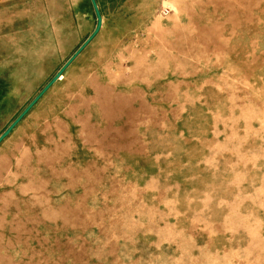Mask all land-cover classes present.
<instances>
[{
  "label": "rangeland",
  "instance_id": "rangeland-1",
  "mask_svg": "<svg viewBox=\"0 0 264 264\" xmlns=\"http://www.w3.org/2000/svg\"><path fill=\"white\" fill-rule=\"evenodd\" d=\"M96 2L0 143V264H264V0ZM23 5L0 135L96 26L89 0Z\"/></svg>",
  "mask_w": 264,
  "mask_h": 264
},
{
  "label": "water",
  "instance_id": "water-1",
  "mask_svg": "<svg viewBox=\"0 0 264 264\" xmlns=\"http://www.w3.org/2000/svg\"><path fill=\"white\" fill-rule=\"evenodd\" d=\"M95 15L96 26L91 35L83 42V44L74 52V54L66 61L61 69L50 79V81L40 90V92L30 101L24 110L16 117V119L6 128L0 135V143L12 132V130L20 123V121L28 114V112L37 104L44 94L60 79L63 72L71 65V63L80 55V53L91 43V41L99 33L102 25V16L99 11L96 0H89Z\"/></svg>",
  "mask_w": 264,
  "mask_h": 264
},
{
  "label": "crops",
  "instance_id": "crops-1",
  "mask_svg": "<svg viewBox=\"0 0 264 264\" xmlns=\"http://www.w3.org/2000/svg\"><path fill=\"white\" fill-rule=\"evenodd\" d=\"M24 0H0V34L4 37L0 40L3 43L12 41L9 33L14 34L16 23L21 27L24 19V14L21 12L20 15L16 16V9L24 8ZM7 48V45L5 46Z\"/></svg>",
  "mask_w": 264,
  "mask_h": 264
},
{
  "label": "trees",
  "instance_id": "trees-1",
  "mask_svg": "<svg viewBox=\"0 0 264 264\" xmlns=\"http://www.w3.org/2000/svg\"><path fill=\"white\" fill-rule=\"evenodd\" d=\"M99 5V4H98ZM99 7V11H100V13H101V16L103 17V15H104V10H105V7L103 8V6L102 5H100V6H98ZM91 9H92V7H91ZM50 81V80H49Z\"/></svg>",
  "mask_w": 264,
  "mask_h": 264
},
{
  "label": "built area",
  "instance_id": "built-area-1",
  "mask_svg": "<svg viewBox=\"0 0 264 264\" xmlns=\"http://www.w3.org/2000/svg\"><path fill=\"white\" fill-rule=\"evenodd\" d=\"M168 13V9H164L163 11H162V14L163 15H166Z\"/></svg>",
  "mask_w": 264,
  "mask_h": 264
},
{
  "label": "bare ground",
  "instance_id": "bare-ground-1",
  "mask_svg": "<svg viewBox=\"0 0 264 264\" xmlns=\"http://www.w3.org/2000/svg\"><path fill=\"white\" fill-rule=\"evenodd\" d=\"M60 79H61V77H60ZM60 79H59V80H60Z\"/></svg>",
  "mask_w": 264,
  "mask_h": 264
}]
</instances>
